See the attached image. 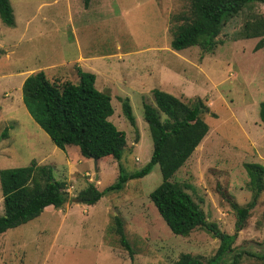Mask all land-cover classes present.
<instances>
[{
	"label": "rangeland",
	"instance_id": "374dc122",
	"mask_svg": "<svg viewBox=\"0 0 264 264\" xmlns=\"http://www.w3.org/2000/svg\"><path fill=\"white\" fill-rule=\"evenodd\" d=\"M50 1L9 0L14 25L0 22V169L33 159L64 181L68 199L2 232L0 264H173L182 252L211 256L216 239L201 230L172 234L155 211L148 194L161 180L157 165L94 204L80 203L75 195L90 182L99 190L113 183L118 166L130 172L148 160L151 138L141 104L153 105L152 88L182 101L199 97L208 109L200 113L207 132L171 180L188 183L185 191L206 218L234 232L230 202L243 205L249 199L243 164L264 168V126L257 115L264 100V46L253 49L257 37L232 38L246 10L221 28V42L206 53L197 46L177 51L169 46L174 17L186 11V0H90L87 7L81 0ZM251 11L264 15V4L252 3ZM76 65L94 73L95 88L110 96L108 119L126 141L119 161L93 163L76 146L56 147L22 104L26 75L43 70L56 83H75ZM124 97L134 127L121 112ZM115 216L131 256L119 241ZM233 246L247 251L237 264H264V190Z\"/></svg>",
	"mask_w": 264,
	"mask_h": 264
},
{
	"label": "trees",
	"instance_id": "16d2710c",
	"mask_svg": "<svg viewBox=\"0 0 264 264\" xmlns=\"http://www.w3.org/2000/svg\"><path fill=\"white\" fill-rule=\"evenodd\" d=\"M89 1L81 0L83 7H87ZM186 2V11L174 17L169 41L171 49L177 51L197 46L202 52L211 53L221 42L217 38L221 28L243 9L247 15L232 38L257 37L253 49L264 46V15L251 11L252 3L264 4V0ZM0 22L8 27L14 25L9 0H0ZM74 73L75 83L68 80L56 83L48 79L43 70L29 73L20 86L23 106L56 147L64 149L73 145L81 157L96 160L110 157L119 161L126 144L125 134L108 119L113 112L109 94L95 88L94 73L77 65L74 66ZM151 95L153 105L141 104L142 116L151 138L148 160L130 172L118 166L113 183L99 190L90 182L77 191L75 198L83 204H94L104 193L120 190L127 180L140 178L153 165H157L161 180L148 197L169 231L187 236L191 231L201 230L218 241L214 253L206 259L182 252L173 264H237V258L247 251L237 249L233 242L236 232L244 226L249 211L264 190V168L259 163L243 164L248 177L249 199L243 205L230 202L235 218L234 232L220 230L214 221L206 218L201 207L185 191L190 185L171 180L207 132L208 125L200 116V113L208 110L207 105L199 97L182 101L158 88H152ZM121 112L134 127L135 120L127 97L121 100ZM257 115L264 126V100L258 103ZM0 193V234L36 217L46 206L62 207L68 199L64 181L54 179L48 166L37 165L33 159L24 166L0 169ZM114 225L120 243L131 256L121 221L116 216Z\"/></svg>",
	"mask_w": 264,
	"mask_h": 264
},
{
	"label": "crops",
	"instance_id": "0c3cea01",
	"mask_svg": "<svg viewBox=\"0 0 264 264\" xmlns=\"http://www.w3.org/2000/svg\"><path fill=\"white\" fill-rule=\"evenodd\" d=\"M52 1H54V0H52ZM52 1H50V2H52ZM67 2V1H66ZM44 3H49V2H44ZM45 19H44V17L42 16V21H44ZM92 56H96V55H92ZM96 57H99V56H96ZM80 57H77V59L75 60V61H77V62H79V59ZM80 67V66H79ZM24 79V78H23ZM44 208H46V207H44ZM43 208V209H44Z\"/></svg>",
	"mask_w": 264,
	"mask_h": 264
},
{
	"label": "water",
	"instance_id": "95a60500",
	"mask_svg": "<svg viewBox=\"0 0 264 264\" xmlns=\"http://www.w3.org/2000/svg\"><path fill=\"white\" fill-rule=\"evenodd\" d=\"M93 160V163H96V159H92ZM77 200V199H76Z\"/></svg>",
	"mask_w": 264,
	"mask_h": 264
},
{
	"label": "clouds",
	"instance_id": "9594fccd",
	"mask_svg": "<svg viewBox=\"0 0 264 264\" xmlns=\"http://www.w3.org/2000/svg\"><path fill=\"white\" fill-rule=\"evenodd\" d=\"M97 161V160H96Z\"/></svg>",
	"mask_w": 264,
	"mask_h": 264
}]
</instances>
